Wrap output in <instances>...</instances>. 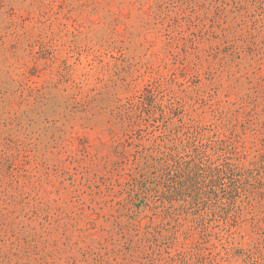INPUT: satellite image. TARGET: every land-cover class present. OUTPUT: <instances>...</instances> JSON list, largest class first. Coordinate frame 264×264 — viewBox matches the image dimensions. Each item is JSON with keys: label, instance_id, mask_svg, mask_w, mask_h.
<instances>
[{"label": "rangeland", "instance_id": "obj_1", "mask_svg": "<svg viewBox=\"0 0 264 264\" xmlns=\"http://www.w3.org/2000/svg\"><path fill=\"white\" fill-rule=\"evenodd\" d=\"M0 264H264V0H0Z\"/></svg>", "mask_w": 264, "mask_h": 264}]
</instances>
